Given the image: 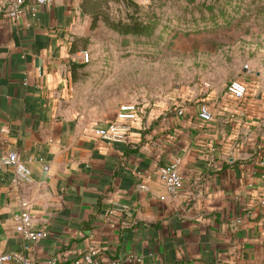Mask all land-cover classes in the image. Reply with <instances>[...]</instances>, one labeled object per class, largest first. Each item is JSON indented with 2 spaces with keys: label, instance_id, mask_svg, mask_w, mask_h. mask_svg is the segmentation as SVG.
I'll return each mask as SVG.
<instances>
[{
  "label": "crops",
  "instance_id": "1",
  "mask_svg": "<svg viewBox=\"0 0 264 264\" xmlns=\"http://www.w3.org/2000/svg\"><path fill=\"white\" fill-rule=\"evenodd\" d=\"M99 5L54 0L33 17L29 1L16 19L0 14V160L16 152L23 167L0 162V249L33 264L91 249L109 264H264V97L182 96L143 106L126 142L94 137L60 98L72 39ZM201 99L213 120L199 117ZM175 157L183 184L171 196L159 169ZM20 210L45 239L15 230Z\"/></svg>",
  "mask_w": 264,
  "mask_h": 264
},
{
  "label": "rangeland",
  "instance_id": "2",
  "mask_svg": "<svg viewBox=\"0 0 264 264\" xmlns=\"http://www.w3.org/2000/svg\"><path fill=\"white\" fill-rule=\"evenodd\" d=\"M80 33L60 102L93 125L124 103L149 110L210 95L216 104L230 80L264 97V0H100Z\"/></svg>",
  "mask_w": 264,
  "mask_h": 264
},
{
  "label": "built area",
  "instance_id": "3",
  "mask_svg": "<svg viewBox=\"0 0 264 264\" xmlns=\"http://www.w3.org/2000/svg\"><path fill=\"white\" fill-rule=\"evenodd\" d=\"M30 1V14L34 17L41 7H48L53 4L54 0H11L9 4L0 2V14H6L11 18H18L22 10ZM85 57H88L87 52H83ZM248 89L245 83L239 80H230L226 85L225 93L234 99H241L245 97ZM143 111V106H138L136 103H124L119 106L116 118L113 121H108L106 125L99 126L97 124L92 126L91 133L103 141L122 143L126 142L127 133L131 129V123L136 119L137 115ZM182 113V108L177 109V114ZM199 117L205 121L213 120V115L205 100H200ZM1 163L13 166L16 173H22L23 167L19 161L16 152H10L4 155ZM180 158L175 157L170 162L162 165L159 169L160 182L168 195H176L182 187L183 181L179 172ZM140 187H143L140 185ZM164 199V196H160ZM259 203L264 205V188L259 197ZM15 222V230L23 237L37 242L45 239L48 236V231L44 228L34 229L32 218L27 210H20L13 216ZM93 249L86 251L80 257L71 262H63L58 255H53L48 258L45 264H109L102 262L98 256L95 255ZM15 262L16 264H33L27 257L21 253H6L0 249V264H7Z\"/></svg>",
  "mask_w": 264,
  "mask_h": 264
}]
</instances>
